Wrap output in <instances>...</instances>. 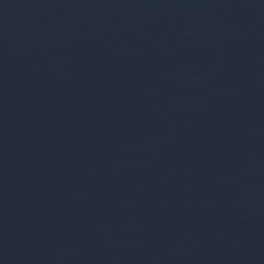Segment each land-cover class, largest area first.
Here are the masks:
<instances>
[{
	"label": "water",
	"instance_id": "95a60500",
	"mask_svg": "<svg viewBox=\"0 0 264 264\" xmlns=\"http://www.w3.org/2000/svg\"><path fill=\"white\" fill-rule=\"evenodd\" d=\"M0 264H264V0H0Z\"/></svg>",
	"mask_w": 264,
	"mask_h": 264
}]
</instances>
